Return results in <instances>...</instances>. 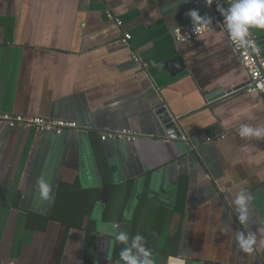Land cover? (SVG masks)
<instances>
[{
    "label": "crops",
    "instance_id": "crops-1",
    "mask_svg": "<svg viewBox=\"0 0 264 264\" xmlns=\"http://www.w3.org/2000/svg\"><path fill=\"white\" fill-rule=\"evenodd\" d=\"M193 9L207 0H0V115L78 126L1 128L0 264H117L113 223L143 235L156 264H264V138L238 134L264 126V100L222 96L246 74L219 27L175 42ZM250 31L264 58V30ZM123 129L139 137L100 140ZM242 190L247 225L233 204ZM238 231L256 235L253 254Z\"/></svg>",
    "mask_w": 264,
    "mask_h": 264
},
{
    "label": "clouds",
    "instance_id": "clouds-1",
    "mask_svg": "<svg viewBox=\"0 0 264 264\" xmlns=\"http://www.w3.org/2000/svg\"><path fill=\"white\" fill-rule=\"evenodd\" d=\"M212 0H208L211 3ZM224 17L227 33L230 39L237 42L241 47L252 46V41L248 39L251 29L264 30V0H230L227 8L218 5L217 9ZM187 15L193 23V29L207 28L213 21L211 17L202 16L198 10H190ZM254 51H259L254 48ZM241 138H264V126L253 127L250 124H241L238 129ZM37 191L39 199L50 201L52 199V184L47 178L41 177L37 181ZM252 200L251 194L240 191L233 204L235 205L236 219L241 225H247L249 221V204ZM131 219V214H128ZM115 240L123 245L119 252L117 264H156L153 250L146 246L145 237L139 233L131 235L129 231L123 229L119 224L111 225ZM236 247L249 255L256 250L257 237L252 231H238L234 237ZM170 264H184L183 257H170Z\"/></svg>",
    "mask_w": 264,
    "mask_h": 264
},
{
    "label": "built area",
    "instance_id": "built-area-1",
    "mask_svg": "<svg viewBox=\"0 0 264 264\" xmlns=\"http://www.w3.org/2000/svg\"><path fill=\"white\" fill-rule=\"evenodd\" d=\"M208 2V0H207ZM230 0H212L211 3H208V9L201 13L202 16H208L212 18L213 23L207 28H196L193 29V23L191 20L178 25L172 30V36L176 43H186L192 41L193 39L203 36L210 30L215 27H219L225 33L226 40L229 45L232 47L234 53L239 58L241 65L246 74V81L244 85L239 88L237 91H243L246 94L250 93H258L261 95L264 100V58L261 55L260 50L254 51V48H258L256 37L251 33H249L248 39L252 41V46L248 48L241 47L237 42H234L230 39L226 22L221 13L217 10L218 5H222L227 8L229 6ZM106 16L112 19L109 12H107ZM115 24L117 26H121V22L115 20ZM130 39L129 35H123V42H127ZM259 49V48H258ZM133 61L138 63V59L134 58ZM225 93L223 96L228 97L232 94ZM9 128H30L34 127L39 129L40 131L52 132L56 135H60L65 130H74L77 129V123L71 121H46L41 118L34 117H23L22 115H9L2 114L0 115V128L2 127ZM139 137V133L132 129H123L116 132H108L100 136L101 141H109L112 139L124 140L128 142L135 141Z\"/></svg>",
    "mask_w": 264,
    "mask_h": 264
},
{
    "label": "water",
    "instance_id": "water-1",
    "mask_svg": "<svg viewBox=\"0 0 264 264\" xmlns=\"http://www.w3.org/2000/svg\"><path fill=\"white\" fill-rule=\"evenodd\" d=\"M174 63H176V62H174ZM170 68H171V66H170ZM173 69H175V67H173ZM236 90L237 89H233L232 91H228L227 93L235 92ZM160 119H162L163 124H164V126L168 132L167 135H168L169 139H178L180 137V133L178 132V128H177V124H176L175 120L172 119L171 117H169L168 114L165 113L163 109L160 111ZM0 130H1V128H0Z\"/></svg>",
    "mask_w": 264,
    "mask_h": 264
}]
</instances>
